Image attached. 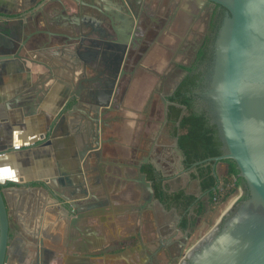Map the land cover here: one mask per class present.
<instances>
[{"label":"crops","instance_id":"obj_1","mask_svg":"<svg viewBox=\"0 0 264 264\" xmlns=\"http://www.w3.org/2000/svg\"><path fill=\"white\" fill-rule=\"evenodd\" d=\"M114 4L116 0H0V55L17 50L24 38L16 36L22 22L37 21L48 32L32 36L22 57L0 59V153H6L0 157V183L10 217L7 264H138L145 256L150 263L159 238L172 242L180 235L169 238L171 211L144 206L148 193L139 176H148V168L162 176L176 170L172 128L161 97L172 89L169 63L185 64L175 56L183 57L199 41L204 2L152 0L149 36L123 66L135 70L133 79L118 83L112 100L116 111L104 117L116 119L104 127L98 155L86 156V164L79 166L74 135L83 128L86 103H76L70 95L84 93L89 84L80 90L81 72H93L82 67L78 42L63 49L66 39L58 34L72 36L85 16L89 25L111 24L101 6L109 7L106 13L119 30L125 22ZM137 9L133 5L132 14ZM40 42L46 47L38 48ZM152 74H157L155 81L146 79ZM179 182L169 183L199 195L190 173ZM97 199L107 202L99 216H76L74 221L75 209L64 208L75 201L83 210Z\"/></svg>","mask_w":264,"mask_h":264},{"label":"water","instance_id":"obj_2","mask_svg":"<svg viewBox=\"0 0 264 264\" xmlns=\"http://www.w3.org/2000/svg\"><path fill=\"white\" fill-rule=\"evenodd\" d=\"M136 1L119 0V4L113 5L117 10L116 15L124 21L122 13L135 16L132 7ZM207 1L216 2L227 9L213 41L211 61L201 90L206 101L205 110L210 121L216 125L222 141L223 154L201 162L213 161L217 173V163L232 160L238 169V176L243 180V192L218 221L181 255L178 264H264V0ZM61 5L67 7L63 2ZM101 7L99 11L112 20L110 28L113 31H106L102 38L90 33L74 36L75 40L79 39L77 53L83 62L82 67L93 72L90 76L81 72L80 90L83 83L89 86L84 93L76 90L70 95L76 103H86L83 128L74 135L79 166L81 162L82 165L86 164V156H97L99 153L103 143L101 134L107 126L104 117L112 109L114 86L123 73L119 65L114 67L113 64L117 62L121 49L119 57L121 62L124 61L127 48L134 38L131 26L118 31L113 16L106 13L109 7ZM41 33L48 32L38 28L37 21L32 25L22 22L16 29V36L24 38L17 50L13 55L2 53L0 59L22 57L20 52L27 41ZM58 35L66 39L60 47L67 49L74 37L67 33ZM45 43L40 42L37 47H46ZM169 96L171 94L161 97L166 113L170 105L185 109L184 105L171 101ZM173 149L183 161L185 156L179 148L178 137L174 139ZM198 163H194V166ZM193 171L196 172L195 168ZM19 180L23 181V178ZM139 182L148 193L144 206L157 204L164 212H168L155 197L152 180L144 172L140 174ZM51 190H54L53 187ZM68 205L64 208H74L77 213L74 214L75 221L76 216L78 219L88 215L99 216L107 202L97 199L96 202L87 203L83 210L78 202L69 201ZM173 211L176 220L180 221V216ZM175 230H179L177 225ZM188 236L186 231L184 237ZM9 240V209L0 183V264H7ZM42 242L39 238L37 245L41 246Z\"/></svg>","mask_w":264,"mask_h":264},{"label":"trees","instance_id":"obj_3","mask_svg":"<svg viewBox=\"0 0 264 264\" xmlns=\"http://www.w3.org/2000/svg\"><path fill=\"white\" fill-rule=\"evenodd\" d=\"M201 58H203L202 48L195 60ZM176 66L182 69H192L183 64ZM197 85L199 82L196 81L194 75H186L174 94L169 97L171 101L184 105L185 109L170 105L167 119L171 125L172 134L178 137L179 148L185 156L186 168H191L194 163L200 162L194 168L200 180L201 197L187 193L184 188L171 190L168 184H164V178L159 176L153 168L146 169L148 179L152 180L155 197L164 204L167 210L176 211L181 218L179 228L184 232L188 231L189 234L200 216L213 210L218 202L226 200L235 193L242 186L243 181L238 176V169L232 160L221 161L227 167L222 178L215 174L213 161L201 162L223 154V150L217 127L210 121L207 111L205 109L197 111L192 107L191 91ZM221 180L226 183L231 182V187L223 186L221 189V185H218ZM215 198L218 200L216 201Z\"/></svg>","mask_w":264,"mask_h":264},{"label":"flooded vegetation","instance_id":"obj_4","mask_svg":"<svg viewBox=\"0 0 264 264\" xmlns=\"http://www.w3.org/2000/svg\"><path fill=\"white\" fill-rule=\"evenodd\" d=\"M116 2H117V4L120 3L119 0H116ZM151 3H152V0H138V1H136V3H133V5L137 6V8H138L135 16H133V15L127 16L125 14L126 12L122 13L125 16L124 17L125 18V21H124L125 24L118 31H122V29L124 31L125 28L131 26V32L133 33V31H135L136 34L134 35L132 42L129 44V46L127 48L124 61L121 62V59L119 57L120 54L122 53V49H121L118 52L119 56H117V58H118L117 62L115 64H113L114 67L119 65V70H120V72H123V73L119 75V77L116 81V84L114 86V93H113L112 100L114 98V94L116 92V88L118 86V83H120L121 80H124V82L126 81V83L128 84L133 79L135 70L133 69V71H129V70L127 71L126 69H124L123 66H126L127 63L129 62L130 57H128V56H130L132 51L136 52L137 50H139V48L141 46H144L145 44L143 43V45H142L141 43H142V41H146V38H148V36H149V33H150L149 31H151L152 26L150 23H148V21L146 23V20H150L149 17H150V11H151V7H150ZM84 4L87 5L88 3H84ZM86 5H83V6L85 7ZM226 12H227V9L225 7H223L222 5H220L216 2H210L207 0L204 1L203 18H202V20H203V31L200 34L199 41H197L193 44H190L191 45L190 49L192 50L190 62L187 64L186 63L183 64V65H186L188 67H192V69L191 70L182 69L179 66H176L177 64H175V67L180 69L182 73L179 75V77L175 81V83L172 84V86H171L172 89L170 88L171 89L170 94H171V96L174 94V92L176 91V89L180 85L181 81L186 77V75H188V74L194 75L196 81L199 82V85H197L191 91V95H192V107H193V109H195L197 111L204 110L206 107V101H205L203 95L201 94V90L204 87V83H203L204 77H205V74L207 73V69H208L210 61H211V56H212V51H213V48H212L213 41L216 37V33L218 31V28H219V26H220V24H221V22L225 16ZM87 19L88 18L85 16L84 18H82L83 21L76 23L74 25L75 28L72 29V37L77 36L79 34L83 35V34H89L90 33L92 36L102 38V35H104L106 31H109V30L111 32L113 31L110 28V25H111L110 23L108 24L105 21H103L102 23L100 22V23H95L94 25H89ZM140 22H142L141 25H140ZM135 23L137 24V28L134 30L133 26ZM132 28H133V30H132ZM137 34H139V35L137 36ZM72 41L78 42L79 39L75 40V37H74L72 39ZM135 42H139V44L138 43L136 44ZM77 46L78 45L75 46V51H76V54L78 55ZM201 48L203 51V58L196 61L195 60L196 55L200 52ZM78 58L80 59L79 55H78ZM179 80H181L180 83L178 84L176 89H174L177 82H179ZM171 96H169V97H171ZM113 103L114 102L112 101V109L108 113L116 111L114 109V107L116 108V106H114ZM108 113L106 115H108ZM115 119H116V116L107 117V119H106L107 126L110 127V124ZM176 137L177 136L172 134V129H171V138L173 140V143H174V139ZM173 154H174L176 170L174 172H172L171 175H169V176H162V174L158 173L159 176L164 178V184H168V186L170 187L171 190H175L174 188H172V186L170 185L169 182L172 181L174 183V185H178V184H180L179 181L182 177V174L189 172L191 175V181L193 182L194 180H196L197 182H199L198 188H200V180L197 177L196 172L193 171V168L195 166L193 165V167H191V168H186L185 159L183 161H181L175 151ZM219 163H217V169H216L217 173L215 172V174L218 176H220V165H219ZM177 189H179V188H177ZM197 197H201V188H200V193ZM168 211H173V210L171 209ZM168 220L170 222V226H169L170 236H169V238L172 236L174 237L177 233H180V234L184 233V231H182L179 228V222L180 221H177L173 214L169 215ZM175 225H177V227L179 228L178 231L175 230ZM162 239L163 238L158 239L156 247L154 248V250H152L153 256H151L152 259H151V261H149L150 263L146 262V257H148V256H145L143 259H141L139 261L138 264H172V260L174 259L175 256L178 255V253H180V251L182 249V246L184 244V238L178 239V237H174L173 238L174 240L172 242H167V241L164 242ZM147 260H149V259H147Z\"/></svg>","mask_w":264,"mask_h":264},{"label":"rangeland","instance_id":"obj_5","mask_svg":"<svg viewBox=\"0 0 264 264\" xmlns=\"http://www.w3.org/2000/svg\"><path fill=\"white\" fill-rule=\"evenodd\" d=\"M191 55H192V50L189 48L183 57L175 56V59L180 60L181 62H184L187 64L190 62ZM175 63L176 61L169 63V69H170L169 71H171L170 72L171 80H170V83L168 84L169 86L174 84L175 81L178 79L179 75L182 73L180 69L175 67ZM159 77H158V80L161 79L162 75ZM156 78H157V74H152L151 78L147 77L146 79L155 81ZM167 89H169V87ZM162 108H163V105L161 104L159 110H161ZM225 170H226V164L224 162H220V177L221 178L223 177ZM225 183H226L225 181L221 180L219 185H221L220 187H222V189H223V186L231 187L232 185L231 182H228L226 184ZM192 185L195 186L194 189L195 191H197L198 186L196 185L195 180L192 182ZM174 186H178V185H174ZM242 189L243 188H241L240 186L239 189L235 193H233L230 197H228L226 200L222 202H218L213 210H210L206 212V214H203L202 216H200L197 220L196 226L194 227V229L192 230V232L189 234L187 238L184 237L186 232L179 235L178 239L184 238V244L182 246L180 253H178V255L175 256L174 259L172 260V264H178V261L181 255H183L190 246H192L202 235H204L218 221V219L221 217L224 211L231 205L232 202H234L237 198H239V196H241L243 192ZM169 214H174V212L171 211V213Z\"/></svg>","mask_w":264,"mask_h":264},{"label":"built area","instance_id":"obj_6","mask_svg":"<svg viewBox=\"0 0 264 264\" xmlns=\"http://www.w3.org/2000/svg\"><path fill=\"white\" fill-rule=\"evenodd\" d=\"M6 155V153H0V157H3V156H5ZM219 187V186H218ZM221 189H222V187H220ZM215 200L217 201L218 199L217 198H215Z\"/></svg>","mask_w":264,"mask_h":264}]
</instances>
